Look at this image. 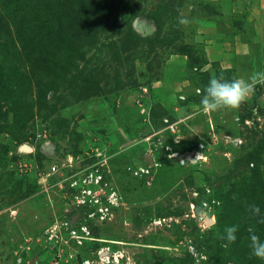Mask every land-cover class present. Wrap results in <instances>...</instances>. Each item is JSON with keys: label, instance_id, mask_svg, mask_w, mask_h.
<instances>
[{"label": "rangeland", "instance_id": "1", "mask_svg": "<svg viewBox=\"0 0 264 264\" xmlns=\"http://www.w3.org/2000/svg\"><path fill=\"white\" fill-rule=\"evenodd\" d=\"M22 1L0 0V208L19 209L0 219V264H51L61 248V264L80 263L106 244L125 250L123 264H264L250 248L252 234L264 242V85L237 110L205 113L200 104L213 74L231 81L264 71V0H89L78 26L52 16L38 28L66 56L44 66L36 59L57 57L52 48L25 47L30 39L11 20L10 10L36 0ZM256 152L262 182L249 161ZM54 163L68 173L89 164L118 191L114 217L93 226L103 240H47L71 213L69 182L48 192L37 182ZM12 186L29 191L17 196ZM261 201L253 215L248 206ZM239 202L244 209L226 208ZM229 226L237 239L224 247L218 233Z\"/></svg>", "mask_w": 264, "mask_h": 264}, {"label": "built area", "instance_id": "2", "mask_svg": "<svg viewBox=\"0 0 264 264\" xmlns=\"http://www.w3.org/2000/svg\"><path fill=\"white\" fill-rule=\"evenodd\" d=\"M22 146L28 147L27 145ZM22 146L19 148L20 151L24 150ZM28 148L31 150L30 147ZM193 154L197 157L198 153ZM84 169L68 173L67 169L62 171L61 167L54 163L47 171L39 174L38 183L43 191L48 192L51 185L55 184L63 188L61 185L65 182H69L71 189L66 195L69 199L70 216L67 220L56 222L47 230V240L53 245L61 247V244H68L72 241L78 246H84L88 242L103 240L95 235L93 226L104 225L110 221L121 205L118 191L105 181L98 169H93L89 164ZM18 214V208H0V219L4 217L16 219ZM61 249H63L61 252L57 251L51 255V264H61L67 258L65 249ZM92 253L93 257H83L80 263L73 264H123L126 257L124 249H114L107 244L95 249ZM70 257H73V254ZM20 261H22L21 258Z\"/></svg>", "mask_w": 264, "mask_h": 264}, {"label": "trees", "instance_id": "3", "mask_svg": "<svg viewBox=\"0 0 264 264\" xmlns=\"http://www.w3.org/2000/svg\"><path fill=\"white\" fill-rule=\"evenodd\" d=\"M19 2L23 3L22 0H19ZM88 2H89V0H72L71 4L68 5L65 0H53V1H51V0H40L39 2H38V0L33 1V2L30 1L29 5L22 7L23 9H12V10H10V11H13V10L17 11V12H15L16 13L15 15H12V12H11L10 17H11V20L13 22V25L15 27H17V34H19V36H22L24 34L30 39L31 42L28 43L25 47H31V46L36 45L37 43L41 42V45H43V47L45 49H47L49 47L52 48L51 51H49V54L53 55L54 57L55 56H57V57L49 58L50 56H47L46 52H43L36 59V60L41 59L40 61L43 62L42 65L44 66L45 63H50V61L52 59L58 60V58H60V57L66 59V56L65 55L61 56L60 51H56L57 48H54L55 46L59 45V43H54V37H52V36L45 37V33H40L38 31V28L40 29V27H41L42 29H48L51 26V23H50L51 21L49 22L47 20L52 16H54L55 19L59 17V19H63V21L67 17L68 21L66 22L65 26L72 28L75 26V22H76V25L78 26L79 22L83 19V17H85V15L90 10V7L88 6ZM105 2H106V0H103V3H105ZM84 3H85V5H84ZM99 3L100 2L96 1L97 9L100 7V5L103 4V3H100V4ZM54 4H57L58 7L62 4L64 7L61 8L60 12H58V11L54 12L55 10L52 9V5H54ZM104 8H102L101 12H103V13L105 12V14H106L109 11L110 7L107 8V6L106 7L104 6ZM9 9H11V7ZM97 9L95 10V12L97 11ZM7 11L10 12L9 10H7ZM62 12H64V13L60 16V13H62ZM53 13H55V14H53ZM65 13L67 16L65 15ZM68 15H72V17L68 16ZM73 15H74V18H73ZM72 20H74L75 22ZM58 23H61V22L57 21L56 27H59ZM188 47L191 49L193 48V46H188ZM59 49L63 53L66 51L63 47H61ZM181 49L186 50V47H181ZM41 52L42 51H40V53ZM64 54H66V53H64ZM31 59H32V57H31ZM44 70H47L48 73H50L51 72L50 65H48L47 68H45ZM17 115H20L22 117L24 115L23 110H21L19 113H17ZM10 136L12 139H14V138L19 139L20 138V137H16V135L14 133H10ZM124 137H125V139H127L125 134H124ZM259 157H260L259 153H257V152L252 153L249 157V161H255V163H256V167H255V174L256 175L255 176L258 177L259 182H262L260 175L258 174V168H257V165H258L257 161H258ZM194 165H197V164H194ZM257 177H256V179H257ZM37 182H38V178H37ZM237 184H239V183H237ZM21 186L22 185H20L19 187H21ZM249 190H250V187H248L247 183H244V191H239V192H241L242 194H245ZM27 191H29V190L26 187L25 188L23 187L22 188L23 193H20V191H17V189L12 186V189L10 192H11V194H17V193L22 194V196L25 197L27 194ZM18 194H17V196H18ZM229 198H231V195L227 196V199L225 200V204L229 200ZM263 198H264V195H263ZM201 199H202V197L199 199V205H200ZM262 203H263L262 201L259 202V204H258L259 208H261ZM239 205L241 207V210L245 208V207H243V204L240 202L237 205L230 204L226 208L228 210H230L231 208L238 207ZM222 214H223L224 219H225L227 216V211H225V209H224V212H222ZM219 222H221L220 219H219ZM245 222L247 223V219L245 220ZM89 243H92V242H88L85 245H88ZM32 261H37L38 264H41L40 261L38 260V258H34V259H32ZM259 262L262 263L264 261L261 260Z\"/></svg>", "mask_w": 264, "mask_h": 264}, {"label": "clouds", "instance_id": "4", "mask_svg": "<svg viewBox=\"0 0 264 264\" xmlns=\"http://www.w3.org/2000/svg\"><path fill=\"white\" fill-rule=\"evenodd\" d=\"M180 23L187 25L189 21L182 18ZM257 85H264V71L252 73L248 78H235L231 81L225 80L223 76L213 74L204 90L200 104L205 113H213L221 110H237L245 103L254 93ZM248 210L253 215L260 214V208L257 205L248 206ZM264 223V220L260 221ZM238 226H229L224 230V235L218 233V238L226 240L224 247H228L237 239L236 233ZM251 254L264 260V242L252 234L250 236Z\"/></svg>", "mask_w": 264, "mask_h": 264}, {"label": "water", "instance_id": "5", "mask_svg": "<svg viewBox=\"0 0 264 264\" xmlns=\"http://www.w3.org/2000/svg\"><path fill=\"white\" fill-rule=\"evenodd\" d=\"M130 143H132L131 140L127 141L126 142V146H127V144H130ZM22 149L29 150V148L26 147V146H22ZM187 158H188V160L190 162H196L198 160L195 156H193L191 154H189ZM142 159L147 160L149 162V165H152L153 164V157L150 154H148V153H144L142 155ZM202 215L204 216L205 222L208 225L213 224V222H214L213 219L210 218L206 213H203ZM32 264H37V263L35 261H33Z\"/></svg>", "mask_w": 264, "mask_h": 264}, {"label": "bare ground", "instance_id": "6", "mask_svg": "<svg viewBox=\"0 0 264 264\" xmlns=\"http://www.w3.org/2000/svg\"><path fill=\"white\" fill-rule=\"evenodd\" d=\"M198 156V155H197Z\"/></svg>", "mask_w": 264, "mask_h": 264}]
</instances>
